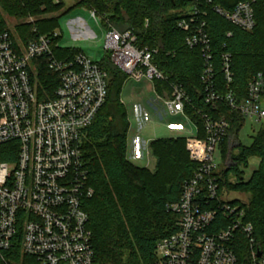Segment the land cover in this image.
I'll return each mask as SVG.
<instances>
[{"label": "built area", "instance_id": "1", "mask_svg": "<svg viewBox=\"0 0 264 264\" xmlns=\"http://www.w3.org/2000/svg\"><path fill=\"white\" fill-rule=\"evenodd\" d=\"M190 1L193 6L183 12L177 28L186 34V47L198 49L202 55L205 103L214 107L224 102L244 122L249 120L262 127L263 75L259 73L249 81L247 97L241 101L232 91L218 90L205 21L207 11L201 0ZM257 1L241 2L232 11L218 6L211 10L234 27L251 32L255 27L253 5ZM88 15L101 25L94 10H88ZM103 29L104 51L110 53L112 65L128 79H163L153 64L155 51L139 49L131 31L120 32L111 25ZM230 36L229 33L227 37ZM58 37L55 31L15 47L9 33H0V146L18 145L16 161L0 163V258L4 262L1 254L14 247L19 231L21 252L37 264L94 262L92 232L84 205L95 192L89 185L82 146L87 129L106 103L108 76L98 62L83 53L57 59L52 42ZM37 58H45L49 69L59 76L60 84L51 100L39 101L33 88L29 70ZM220 63L230 86L231 55L222 54ZM158 99L169 116L181 117L191 124L184 112L189 99L181 86L172 85L171 96ZM202 119L201 135L191 124L194 134L186 138V150L197 171L183 183L178 201L167 207L178 218L177 230L157 243L154 264H239L236 250L242 240L249 264H264V235L257 237L253 225L246 221L245 208L231 204L228 192L221 188L219 147L232 137L228 135L230 122L207 115ZM231 151L225 158V169Z\"/></svg>", "mask_w": 264, "mask_h": 264}, {"label": "trees", "instance_id": "2", "mask_svg": "<svg viewBox=\"0 0 264 264\" xmlns=\"http://www.w3.org/2000/svg\"><path fill=\"white\" fill-rule=\"evenodd\" d=\"M207 11V33L214 57V80L220 92L232 91L241 101L247 97L249 81L257 74L264 77V0L253 5L255 27L244 32L215 14L211 8L218 6L232 11L237 4L247 0H201ZM80 6L94 10L104 28L111 25L116 30L131 31L139 49L155 51L153 64L163 79L154 80L156 96L167 99L171 86H181L189 102L185 115L201 135L203 115L225 118L230 122L228 135L238 139L245 125L241 117L224 102L206 104L205 85L201 81L204 70L202 55L198 49L186 47V34L177 28L183 12L193 6L190 0H84ZM63 2L54 0H0V33H9L15 47L18 41L26 45L41 36H49L60 27ZM29 17L35 18L22 23ZM18 21L14 30L7 20ZM230 37H227L228 34ZM61 36L52 42L57 59L73 58L83 52L62 48ZM231 55L233 82L228 86L221 70L222 54ZM108 76V97L94 122L87 129L82 146V157L89 173V185L94 196L85 202L89 217L88 228L92 232L93 264H154L157 243L177 230L178 218L167 207L178 201L183 183L197 171L186 150V138H161L150 142L149 149L155 159L153 171L134 165L127 158V141L130 124L121 91L128 77L116 69L105 54L99 63ZM30 76L39 101L54 98L60 79L51 71L45 58L31 62ZM250 147L238 142L237 156L231 151V164L222 171L221 188L251 194L245 208L246 221L255 228L259 239L264 235V125L254 136ZM224 158L229 151V141L221 145ZM18 145L0 146V163H14ZM258 158L260 163L247 182H243L238 167H249V161ZM235 173L239 182L232 185L228 174ZM231 204H237L232 201ZM21 231L14 247L2 253L0 264H37L36 260L21 252ZM236 250L239 264H249L245 242Z\"/></svg>", "mask_w": 264, "mask_h": 264}, {"label": "rangeland", "instance_id": "3", "mask_svg": "<svg viewBox=\"0 0 264 264\" xmlns=\"http://www.w3.org/2000/svg\"><path fill=\"white\" fill-rule=\"evenodd\" d=\"M80 0H62L65 16L60 19V27L56 30L61 36L60 46L62 48L79 49L93 62H102L106 52L104 51L105 29L102 24L96 23L89 18L88 10L78 5ZM35 18L29 17L22 20V23H29ZM18 21L8 19L7 25L11 30L15 29ZM19 45L21 41H18ZM110 55V53H108ZM121 101L124 104L130 130L127 141V158L134 165L145 167L150 171L155 168V159L152 157L149 144L151 141L161 138L190 137L193 127L181 117H171L167 114L163 103L158 99L153 90L152 82L143 80L135 82L128 79L121 91ZM181 126L183 129H173L171 126ZM260 130V126L247 120L238 133V142L242 147L248 148L252 145L254 136ZM234 135L229 141V151L233 149V155L237 156L239 149ZM139 145V147H138ZM139 148V156L137 150ZM220 169L224 171L225 158L222 148L219 147ZM231 155V154H230ZM134 157V158H133ZM259 159L252 158L249 167L239 166L243 182H247L252 173L259 167ZM231 164L228 161L227 167ZM228 181L235 185L239 178L235 173L228 174ZM229 201H235L238 205H247L250 202L251 194L240 191H229Z\"/></svg>", "mask_w": 264, "mask_h": 264}, {"label": "crops", "instance_id": "4", "mask_svg": "<svg viewBox=\"0 0 264 264\" xmlns=\"http://www.w3.org/2000/svg\"><path fill=\"white\" fill-rule=\"evenodd\" d=\"M190 125H191V124H190ZM191 126H192V125H191ZM192 127H193V126H192ZM190 133H191V135H192V130L190 131ZM193 134H194V128H193ZM177 138H178V137H177ZM138 147H139V145H138ZM139 151H140V150H139V148H138L137 153H136V154H137V157L139 156ZM133 158H134V157H133Z\"/></svg>", "mask_w": 264, "mask_h": 264}]
</instances>
